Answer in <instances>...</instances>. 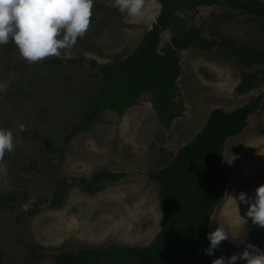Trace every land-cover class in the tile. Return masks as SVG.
I'll use <instances>...</instances> for the list:
<instances>
[{"label": "rangeland", "instance_id": "1", "mask_svg": "<svg viewBox=\"0 0 264 264\" xmlns=\"http://www.w3.org/2000/svg\"><path fill=\"white\" fill-rule=\"evenodd\" d=\"M160 10L158 0H144L141 13L132 16L120 11L115 0H94L90 24L72 48L34 62L23 58L11 39L0 44V127L11 130L14 144L0 158V199L10 193L18 198L17 204L0 210V264H58L55 257L63 252L148 245L163 222L159 184L149 175L171 162L212 111L230 112L259 95L260 108L246 129L226 141L223 167L229 184L210 231L218 225L228 231L229 239L219 247L227 256L249 242L264 249V228L239 218L229 197L240 191L252 196L264 184V84L245 94L236 92L242 77L257 66L243 65L233 48L264 50V32L249 17L219 7H202L193 16L192 24L222 46L179 52L176 83L185 111L169 128L161 126L150 95H144L125 113L105 111L66 142L105 85L91 75L133 53ZM169 39L166 32L159 52ZM56 57L80 61L45 64ZM101 170L125 177L105 181L94 193L72 186L61 204L43 205L34 215L23 209L52 196L62 181L71 185ZM245 209L239 206L241 217ZM34 246L41 247L42 258L30 261Z\"/></svg>", "mask_w": 264, "mask_h": 264}, {"label": "trees", "instance_id": "2", "mask_svg": "<svg viewBox=\"0 0 264 264\" xmlns=\"http://www.w3.org/2000/svg\"><path fill=\"white\" fill-rule=\"evenodd\" d=\"M161 11L153 28L145 35L135 51L120 62L102 65L92 74L106 85L100 88L93 107L84 120L75 127L71 136L91 124L106 110L122 112L135 105L145 94L151 102L162 126L168 128L182 117L184 102L178 100L180 90L177 79L181 75L178 59L180 51L188 49L210 50L220 43L203 35L202 29L192 24L193 16L202 7H219L239 15H251L264 30V2L260 0H158ZM102 9L103 6H97ZM171 34L163 53L159 52L161 36ZM246 66H256L254 72L244 76L236 87L245 94L264 84V50L258 48H233ZM64 61L78 63L80 59L54 58L45 62L58 65ZM95 66L97 63H91ZM263 95L252 98L247 104L226 112H211L203 128L187 144L179 148L171 162L150 174L159 184L163 222L160 232L146 246H118L104 249H82L63 252L55 257L58 264H211L226 253L214 250L211 256L203 249L209 244L206 233L210 231L211 217L225 197L229 177L226 174L224 150L226 141L239 135L248 125V119L260 108ZM124 174L101 170L91 173L88 180L81 179L71 185L62 181L52 196L37 201L23 209L31 215L42 206L53 207L63 202L72 186L87 192L101 191L105 181L118 182ZM18 203L15 194L0 199V210ZM41 247L30 248L29 260H38ZM1 262V258H0Z\"/></svg>", "mask_w": 264, "mask_h": 264}, {"label": "clouds", "instance_id": "3", "mask_svg": "<svg viewBox=\"0 0 264 264\" xmlns=\"http://www.w3.org/2000/svg\"><path fill=\"white\" fill-rule=\"evenodd\" d=\"M94 0H0V44L10 39L20 55L28 61H37L50 55H60L61 49H71L78 36H82L90 24ZM144 0H115L120 11L135 16L141 13ZM69 53L65 52V55ZM22 127V126H21ZM14 149L10 129L0 127V158ZM235 203L237 215L245 221L264 228V184H260L249 196L240 191L229 195ZM240 205H246L244 217ZM209 242L203 249L211 256L220 242L228 240V231L218 225L206 233ZM264 264V249L246 243L242 251L227 257L220 255L211 264Z\"/></svg>", "mask_w": 264, "mask_h": 264}, {"label": "flooded vegetation", "instance_id": "4", "mask_svg": "<svg viewBox=\"0 0 264 264\" xmlns=\"http://www.w3.org/2000/svg\"><path fill=\"white\" fill-rule=\"evenodd\" d=\"M260 1H262V0H260ZM262 2H263V1H262ZM97 6H103V5H95V8H96V9H99ZM102 9H106V7L103 6ZM225 10H226V11H229V10H227V9H225ZM160 11H161V10H160ZM229 12H232V11H229ZM233 13H236V12H233ZM159 14H160V13H159ZM236 14H237V13H236ZM238 15H239V14H238ZM158 16H159V15H158ZM239 16H242V15H239ZM244 17H249L252 21L256 22V23L258 24L259 28L262 30V27L260 26L259 22L256 21V20H254L253 17H252L251 15H244ZM157 18H158V17H157ZM156 21H157V19H156ZM156 21L152 24V26L150 27V29L148 30V32L153 28V26H154V24L156 23ZM262 31L264 32V30H262ZM148 32H147V33H148ZM166 32H167V31H166ZM166 32H164V34H165ZM147 33H146V34H147ZM168 33H169V32H168ZM164 34H163V35H164ZM169 34H170V33H169ZM163 35H162V36H163ZM162 36H161V38H162ZM170 36H171V34H170ZM144 37H145V36H144ZM143 39H144V38H143ZM143 39H142V40H143ZM142 40H141V41H142ZM169 40H170V39H169ZM141 41H140V42H141ZM138 45H139V44H138ZM220 46H222V44H220ZM216 47H217V46H216ZM136 48H137V47H136ZM214 48H215V47H214ZM192 49H195V48H192ZM212 49H213V48H212ZM245 49H246V48H245ZM248 49H249V48H248ZM258 49H259V48H258ZM198 50H199V49H198ZM210 50H211V49H210ZM134 51H135V50H134ZM134 51H133V52H134ZM201 51H202V50H201ZM205 51H208V50H205ZM233 52H234V51H233ZM234 53H235V52H234ZM131 54H132V53H131ZM235 54H236V53H235ZM236 55H237V54H236ZM127 56H128V55H127ZM127 56H126V57H127ZM126 57H125V58H126ZM237 57H238V56H237ZM56 58H62V57H56ZM52 59H54V58H52ZM64 59H65V58H64ZM123 59H124V58H123ZM123 59H122V60H123ZM238 59H239V58H238ZM122 60H121V61H122ZM239 60H240V59H239ZM240 61H241V60H240ZM241 62H242V61H241ZM62 63H63V62H62ZM62 63H61V64H62ZM242 64H243V63H242ZM58 65H60V64H58ZM110 65H112V64H110ZM180 65H181V64H180ZM243 65H244V64H243ZM55 66H56V65H55ZM245 66H246V65H245ZM256 66H257V68H259L258 65H256ZM246 67H254V65H253V66H246ZM253 72H254V71H253ZM93 74H94V73H93ZM245 76H246V75H245ZM91 77H92V76H91ZM243 77H244V76H243ZM243 77H242V78H243ZM93 78H99V79H100V77H93ZM100 80H101V79H100ZM177 80H178V79H177ZM241 80H242V79H241ZM102 82H103V81H102ZM104 83H105V85H106V82H104ZM105 85H104V86H105ZM104 86H103V87H104ZM101 88H102V87H101ZM99 90H100V89H99ZM98 92H99V91H98ZM97 94H98V93H97ZM145 95H150V94H145ZM96 96H97V95H96ZM143 96H144V95H143ZM143 96H142V97H143ZM150 97H151V95H150ZM95 98H96V97H95ZM140 98H141V97H140ZM140 98H139V99H140ZM150 99H151V98H150ZM94 101H95V99H94ZM93 103H94V102H93ZM135 105H136V104H135ZM135 105H133V106H135ZM133 106H131L130 108H132ZM130 108H128V109H130ZM128 109H126V110H124V111H122V112H119V113H125V111H127ZM106 111H108V110H106ZM109 111H112V110H109ZM113 112H114V111H113ZM103 113H104V112H103ZM115 113H118V112H115ZM256 113H257V112H256ZM256 113H255V114H256ZM255 114H254V115H255ZM252 116H253V115H252ZM179 118H181V117H179ZM176 120H177V119H176ZM248 122H249V119H248ZM173 123H174V122H173ZM173 123H172V124H173ZM161 126H162V125H161ZM162 127H164V126H162ZM164 128H166V127H164ZM168 128H169V127H168ZM245 129H246V128H245ZM245 129H244V130H245ZM244 130H243V131H244ZM243 131H242V132H243ZM242 132H241V133H242ZM241 133H240V134H241ZM240 134H239V135H240ZM237 136H238V135H237ZM233 137H234V136H233ZM226 256H227V254H226Z\"/></svg>", "mask_w": 264, "mask_h": 264}]
</instances>
